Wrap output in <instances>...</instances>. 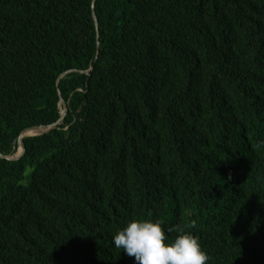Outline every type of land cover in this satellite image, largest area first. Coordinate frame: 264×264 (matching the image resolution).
<instances>
[{
	"label": "trees",
	"instance_id": "obj_1",
	"mask_svg": "<svg viewBox=\"0 0 264 264\" xmlns=\"http://www.w3.org/2000/svg\"><path fill=\"white\" fill-rule=\"evenodd\" d=\"M61 98L0 158V264H136L135 218L264 264V0H0V153Z\"/></svg>",
	"mask_w": 264,
	"mask_h": 264
},
{
	"label": "clouds",
	"instance_id": "obj_2",
	"mask_svg": "<svg viewBox=\"0 0 264 264\" xmlns=\"http://www.w3.org/2000/svg\"><path fill=\"white\" fill-rule=\"evenodd\" d=\"M162 225L159 219H132L114 235L113 244L134 257L136 264H207L209 256L197 236L173 227L167 232L177 235L170 239ZM191 227H196L195 221Z\"/></svg>",
	"mask_w": 264,
	"mask_h": 264
},
{
	"label": "water",
	"instance_id": "obj_3",
	"mask_svg": "<svg viewBox=\"0 0 264 264\" xmlns=\"http://www.w3.org/2000/svg\"><path fill=\"white\" fill-rule=\"evenodd\" d=\"M95 22H96V25H97V29L99 31V23H98V19L97 17L95 16ZM98 37H99V34H98ZM74 71H71V72H68L66 73L64 76L66 75H69L70 73H73ZM63 76V77H64ZM61 105L63 107V110H62V117L60 119V121L54 125H51L49 127H33V128H30L26 131H24L22 133V135L20 136L19 138V150L18 152L14 155V156H4L0 153V158L1 159H7V160H10V161H18L20 160L24 153H25V144H24V138H29V137H38V136H43V135H46L50 132H52L53 130H55L58 125L62 124L66 115H67V107H66V103L64 101L63 98H61Z\"/></svg>",
	"mask_w": 264,
	"mask_h": 264
}]
</instances>
